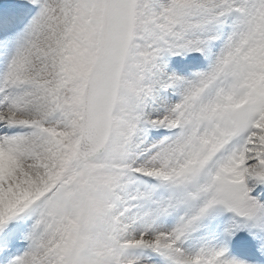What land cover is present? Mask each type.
<instances>
[{
  "label": "snow or ice",
  "instance_id": "1",
  "mask_svg": "<svg viewBox=\"0 0 264 264\" xmlns=\"http://www.w3.org/2000/svg\"><path fill=\"white\" fill-rule=\"evenodd\" d=\"M0 264H264V0H0Z\"/></svg>",
  "mask_w": 264,
  "mask_h": 264
}]
</instances>
